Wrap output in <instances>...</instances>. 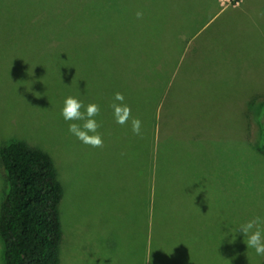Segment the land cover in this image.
Instances as JSON below:
<instances>
[{"label": "rangeland", "instance_id": "rangeland-1", "mask_svg": "<svg viewBox=\"0 0 264 264\" xmlns=\"http://www.w3.org/2000/svg\"><path fill=\"white\" fill-rule=\"evenodd\" d=\"M126 32L152 37L160 58L180 54L169 79L126 62ZM116 92L132 114L139 97H159L155 141H164L167 181H127L126 130L110 106ZM69 96L100 106L102 148L68 132L82 123L61 116ZM164 101L176 111L161 114ZM263 103L264 0H0V147L23 141L52 160L64 190L58 264H263L235 232L264 219ZM6 183L0 163V204ZM148 194L149 228L140 218Z\"/></svg>", "mask_w": 264, "mask_h": 264}, {"label": "trees", "instance_id": "trees-1", "mask_svg": "<svg viewBox=\"0 0 264 264\" xmlns=\"http://www.w3.org/2000/svg\"><path fill=\"white\" fill-rule=\"evenodd\" d=\"M74 14L73 10L67 13V15ZM140 28L143 27L139 26L138 29ZM146 32L150 34L148 30ZM131 36L134 41H129ZM151 38L126 32V41H123L126 62L138 65L142 73L147 69L152 73L155 72L157 79L160 78L162 82V76L165 74V79L172 76V72L167 70L170 65L176 67L180 63V54L170 58L163 55L160 58L150 43ZM143 39L148 42L150 54L144 53L145 48L143 49L139 43ZM153 57H158L156 64L153 63ZM129 83L130 77L126 78V88ZM160 85L159 97L165 91L162 86L164 84ZM159 97L156 101L147 99L157 103ZM171 109L175 110L174 105L164 101V114L167 115L165 110ZM258 111L257 147L264 154V103L259 105ZM154 123L155 125L160 123L157 117L154 118ZM0 163L7 182V190L0 204V238L4 245L3 264H58V245L62 237L58 207L63 190L50 156L23 141H13L0 147Z\"/></svg>", "mask_w": 264, "mask_h": 264}, {"label": "crops", "instance_id": "crops-1", "mask_svg": "<svg viewBox=\"0 0 264 264\" xmlns=\"http://www.w3.org/2000/svg\"><path fill=\"white\" fill-rule=\"evenodd\" d=\"M139 99H140V103H138V99H137L136 105L132 109L133 110L132 117L140 119L141 134L140 135L133 134V132L131 131V121H129L127 124L123 125L120 129H118V130L123 129L124 131L126 130V155L128 154L127 156L129 158V161L126 163V173L127 176L129 177L127 181H131V179H136V181H145V180L156 181L158 180V177H160L162 181H167L166 176H163L161 174L162 168L167 166L166 164L167 157L164 152H163L164 155H162L161 160L158 157L159 149L160 147L163 148L164 141L159 139L160 140L159 146H158L159 141L157 142L155 141L156 131L160 130V125L158 126V124L155 125L154 123V118L157 117L156 112L158 111L159 100L156 103L154 101H148V99L146 98L142 99L141 97H139ZM124 103L126 104V96ZM160 109L162 114L164 109H162L161 107ZM181 111L182 109L180 108V113ZM183 132L185 135H181V136L186 137L187 135L185 133V129H183ZM171 139H173L171 141L182 142L178 138H171ZM166 143L168 144V142ZM148 151H150L151 154L153 153V159L149 161L146 159V153ZM175 167H178V165H175ZM154 169L156 172L153 173ZM172 170H174V167ZM148 173L150 175H147ZM63 196H64V190H63L62 198ZM152 205H155V196L153 194H148L145 196L144 201L142 202L143 212L140 215V218L145 220V224H147L148 228L150 226L151 221L154 220V215L152 213ZM146 240L147 241L145 248L147 250H150L153 247L147 230H146ZM148 258L150 259V255L149 257L148 256L146 257V260H148ZM142 261H143V255L141 262Z\"/></svg>", "mask_w": 264, "mask_h": 264}, {"label": "clouds", "instance_id": "clouds-1", "mask_svg": "<svg viewBox=\"0 0 264 264\" xmlns=\"http://www.w3.org/2000/svg\"><path fill=\"white\" fill-rule=\"evenodd\" d=\"M142 12H137L136 17H142ZM125 97L122 93L116 92L113 96V102L110 105L113 109V117L117 124L125 125L131 121V131L135 135L141 134V121L139 118L132 117L131 108L124 103ZM84 108V111L81 109ZM100 115V106L96 103L84 105L74 97H67L61 108V116L65 121H82V123H70L68 132L76 137L80 142L92 148H102L103 139L97 131L101 126L95 117ZM264 219L260 216H254L246 223L238 226L235 232L243 237H247V247L254 249L256 255L264 256V231L261 225Z\"/></svg>", "mask_w": 264, "mask_h": 264}]
</instances>
